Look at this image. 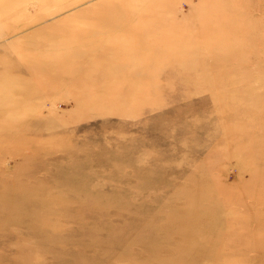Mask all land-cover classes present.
Instances as JSON below:
<instances>
[{"label": "rangeland", "instance_id": "1", "mask_svg": "<svg viewBox=\"0 0 264 264\" xmlns=\"http://www.w3.org/2000/svg\"><path fill=\"white\" fill-rule=\"evenodd\" d=\"M3 3L0 264H264V0Z\"/></svg>", "mask_w": 264, "mask_h": 264}, {"label": "bare ground", "instance_id": "2", "mask_svg": "<svg viewBox=\"0 0 264 264\" xmlns=\"http://www.w3.org/2000/svg\"><path fill=\"white\" fill-rule=\"evenodd\" d=\"M3 1H5V0H1V1H0V5L2 4V7H0V8H4V9L9 8V7L5 6V4L3 3Z\"/></svg>", "mask_w": 264, "mask_h": 264}]
</instances>
